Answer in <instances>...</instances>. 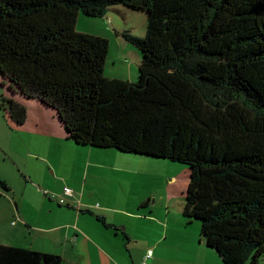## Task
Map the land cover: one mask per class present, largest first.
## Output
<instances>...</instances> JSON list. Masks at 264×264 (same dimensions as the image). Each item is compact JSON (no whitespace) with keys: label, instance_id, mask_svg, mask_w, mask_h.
I'll return each mask as SVG.
<instances>
[{"label":"trees","instance_id":"1","mask_svg":"<svg viewBox=\"0 0 264 264\" xmlns=\"http://www.w3.org/2000/svg\"><path fill=\"white\" fill-rule=\"evenodd\" d=\"M120 5L147 14L144 37L122 32L142 53L136 81L107 76L109 40L77 31ZM1 76L78 147L190 165L184 216L206 245L224 264L264 259V0H0ZM3 107L25 123L22 103ZM62 263L0 243V264Z\"/></svg>","mask_w":264,"mask_h":264},{"label":"rangeland","instance_id":"2","mask_svg":"<svg viewBox=\"0 0 264 264\" xmlns=\"http://www.w3.org/2000/svg\"><path fill=\"white\" fill-rule=\"evenodd\" d=\"M147 24L146 12L132 10L120 5L103 18L88 17L81 13L77 22V31L102 36L109 40L110 51L106 63L107 76H116L126 81H136L139 76L142 53L123 37L122 32L130 30L134 35L144 37ZM10 99L22 103L26 107L27 117L23 127H20L11 118L8 111L4 110L3 106L7 107ZM60 128L65 130L60 124L54 109L47 107L38 99L26 98L19 93L13 92L9 82L7 80L3 81L2 76L0 77V179L5 180L12 189V192L7 193L0 188V225L4 223L5 217L10 215L12 210L16 211V202L19 205L18 208H24L23 211L27 214H32L43 208L45 193L40 195L33 190V183H27L25 176H29L28 171L40 172V168L47 175L46 168L32 160V156L35 151L42 149L44 144H49L51 149L55 150L60 145L59 140L63 139V131ZM101 153L99 165H108V168L114 167L118 171L112 172L120 173L105 175L91 171L88 187L90 188L93 185L97 188L98 194L90 198L89 202L84 203V209L94 212L99 209L104 211L109 209L107 197L101 188L103 186L116 188V185H118L121 188V197H118V200L128 196L131 204L142 199L149 201V207L154 208V214L157 215L158 221H161L163 228L167 229L168 222H174L175 218L179 219V223L182 219L185 224L184 228L187 229L185 232H196L199 239L201 238L204 246H206V242L201 235L202 223L195 218L184 216L187 191L191 180L190 165L167 158L123 152L111 148ZM66 156V154L63 155V160L66 159ZM27 161H31L29 168ZM26 167L29 169L28 171ZM62 170L64 171L63 168ZM75 173L76 171L71 164L64 171V176H60V180L47 178V186H42L41 188L46 189L49 196L53 194L58 196L62 191L56 192L52 189V186L60 184L63 187L65 180L71 179ZM117 204L118 201L110 203V207L115 210L106 212L109 215V219L115 217L125 220L127 222V232L136 233L139 238L148 236L150 231L154 232L151 229V225L145 220L138 222L134 216L117 211L121 203L115 208ZM121 207H125V205L122 204ZM128 209L132 213H138L134 212L132 208ZM102 213L105 212L102 211ZM11 223L15 224L16 220ZM177 230L180 231V229ZM112 233L114 234L113 240L119 238V243L124 241L122 234L117 237L116 231H110V234ZM125 240L128 241V239ZM21 243L20 245H24L22 246L24 248L31 249L30 247H32L26 240ZM199 243L200 240H198L197 246ZM128 244H130V247L123 246L125 251L123 256L129 260V263L126 264H148L149 258L153 257V252L150 250L149 257L146 258V255L141 256L138 254L143 248L140 242L134 245L130 242ZM135 246H138L139 249L137 250ZM168 248H166L168 251H164L165 253L158 259V264H167V259H170L172 264H184L186 262L182 255L177 256L181 252L177 250L170 251ZM210 250L214 253H212L213 255L210 254V256L216 260L215 262L222 264L216 251ZM170 255L177 256L178 259L172 258ZM94 258L97 264H112L108 259H100L98 254H95ZM62 264H68V261H63ZM260 264H264V259L261 260Z\"/></svg>","mask_w":264,"mask_h":264},{"label":"crops","instance_id":"3","mask_svg":"<svg viewBox=\"0 0 264 264\" xmlns=\"http://www.w3.org/2000/svg\"><path fill=\"white\" fill-rule=\"evenodd\" d=\"M20 127H23V125ZM60 129L63 131V139L59 140L60 145L55 150H52L49 144H44V147L39 151H35L32 156V160L46 168L47 175L42 168H40V172L36 171V173L28 171L31 161H27L28 168L26 167V170L29 176H25V179L27 183H33V190L38 194L45 193L43 208L32 214H27L23 211L24 208H18L19 205L15 201L16 211L12 210L10 215L5 217L4 223L0 225V243L22 247L24 245H20L21 242L26 240L29 242L28 244L32 245L31 249L60 255L63 257V261H68V264H97L94 258L95 254H98L100 259H108L112 264H126L129 263V260L123 256L125 254L123 246L130 247L129 242L133 245L140 242L143 248L138 254L141 256L146 255L147 258L149 251L153 252V257L149 258L148 264H158V259L165 253L164 251H168L167 247L170 251L177 250L181 252L177 256H183L186 260L184 264H217L216 260L210 256L213 252L207 245L204 246V242L201 238L199 239L196 232H185L187 229L184 228L185 224L182 219L179 223V219L175 218L174 222H168L167 229L163 228L161 221H158L157 215L154 214V208L149 207V201L142 199L131 204L128 196L118 200V197H121V188L118 185H116V188L113 186L111 188L109 186L101 188L107 197L109 209L105 211L99 209L95 212L91 211L92 213L87 212L88 210L84 209V203L89 202L90 198L98 194L97 188L93 185L90 188L88 187L91 171L105 175L119 174L120 172L113 173L112 171L118 170L114 167L108 168V165H99L101 152L106 150L78 147L66 138L63 128ZM65 154L67 156L63 160ZM71 164L76 171L73 177L65 180L63 187L60 184L52 186V189L56 192L62 191L66 185L75 190V196L70 201L71 207H66L59 205L53 196L55 194L49 196L47 190L41 187L47 186V178L60 180V176H64V171ZM120 182L122 183V181ZM5 192L10 193L12 189ZM112 201H118L115 208L121 203L117 211L134 216L138 222L145 220L151 225L154 232L150 231L148 236L139 238L136 233L127 232L128 228L125 220L115 217L109 219L106 212L115 210L110 207ZM122 204L125 207H121ZM145 207L147 209H143ZM128 208H132L134 212L138 213H132ZM102 211L105 213H102ZM98 216L104 218L107 224L115 225L120 229L107 227ZM15 220V224L11 223ZM177 229H180V231ZM110 231H116L117 237L122 234L124 237L122 244L118 242L119 238L113 240L114 232L110 234ZM123 231L128 235L130 234L128 241L125 240ZM198 240H200V243L197 246ZM135 248L139 249L138 246H135ZM170 256L177 258V256ZM219 260L220 263L224 264L221 259ZM167 264H172L170 259H167Z\"/></svg>","mask_w":264,"mask_h":264},{"label":"built area","instance_id":"4","mask_svg":"<svg viewBox=\"0 0 264 264\" xmlns=\"http://www.w3.org/2000/svg\"><path fill=\"white\" fill-rule=\"evenodd\" d=\"M55 199L62 205L69 204L71 200H73L75 196V190L69 186H64L62 193L58 196L53 195ZM149 254L147 255V258Z\"/></svg>","mask_w":264,"mask_h":264}]
</instances>
